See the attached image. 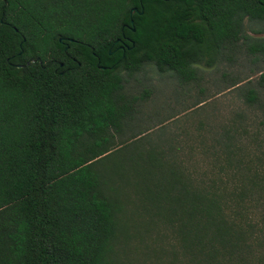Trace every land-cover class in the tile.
<instances>
[{"label":"trees","instance_id":"trees-1","mask_svg":"<svg viewBox=\"0 0 264 264\" xmlns=\"http://www.w3.org/2000/svg\"><path fill=\"white\" fill-rule=\"evenodd\" d=\"M247 31L264 0H0V264H264Z\"/></svg>","mask_w":264,"mask_h":264},{"label":"rangeland","instance_id":"rangeland-1","mask_svg":"<svg viewBox=\"0 0 264 264\" xmlns=\"http://www.w3.org/2000/svg\"><path fill=\"white\" fill-rule=\"evenodd\" d=\"M245 25L244 26H249L253 29H257L260 24L259 23H254V22H247L244 21L243 22ZM247 35L250 39H256V38H261L264 36V33L262 32H252V31H247ZM233 51H235L233 53V60L231 63H226V62H218V65L216 64L215 66H217L218 71L214 69H206L203 71L204 77H205V85L207 86L208 92H210V95L214 96V97H229L230 95L228 94V92L224 91V92H220L221 88L225 85L228 84V76L225 78H221L219 79L220 73L221 71H226L228 73V75H230L231 77H236L238 78L237 80L242 79L243 81H241L239 83V85L241 83H243L245 81V79H247L249 76V78L255 79V77H257V75L259 74L258 70L261 69L260 63L257 64H251V63H245L244 60L242 59L243 53L239 52V51H245L244 49L240 48L239 50L234 49ZM223 67L225 69H223ZM233 94V93H231ZM187 102V101H186ZM238 101H236L237 103Z\"/></svg>","mask_w":264,"mask_h":264},{"label":"flooded vegetation","instance_id":"flooded-vegetation-1","mask_svg":"<svg viewBox=\"0 0 264 264\" xmlns=\"http://www.w3.org/2000/svg\"><path fill=\"white\" fill-rule=\"evenodd\" d=\"M132 29V28H131ZM59 41H60V39H58ZM129 42L130 44H132V41L128 38V37H124L123 39H122V41H120L121 42V44L122 45H124L125 47H127L126 45H125V42ZM119 47H122V46H119ZM128 48V47H127ZM205 51H219L217 48H209V49H206ZM108 53H110V51H108Z\"/></svg>","mask_w":264,"mask_h":264},{"label":"water","instance_id":"water-1","mask_svg":"<svg viewBox=\"0 0 264 264\" xmlns=\"http://www.w3.org/2000/svg\"><path fill=\"white\" fill-rule=\"evenodd\" d=\"M132 11H135V8H134V7L131 8V9L129 10V14H130ZM138 13H141V12L139 11ZM131 22H132V21L130 20V23H131ZM132 30H133V28H132ZM16 66H19V65H16Z\"/></svg>","mask_w":264,"mask_h":264}]
</instances>
